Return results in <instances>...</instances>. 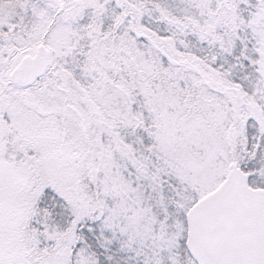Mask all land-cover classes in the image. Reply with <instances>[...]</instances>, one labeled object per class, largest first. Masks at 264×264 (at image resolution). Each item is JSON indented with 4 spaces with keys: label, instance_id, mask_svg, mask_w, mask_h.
I'll use <instances>...</instances> for the list:
<instances>
[{
    "label": "snow or ice",
    "instance_id": "6c2138e0",
    "mask_svg": "<svg viewBox=\"0 0 264 264\" xmlns=\"http://www.w3.org/2000/svg\"><path fill=\"white\" fill-rule=\"evenodd\" d=\"M0 264H264V0H0Z\"/></svg>",
    "mask_w": 264,
    "mask_h": 264
}]
</instances>
